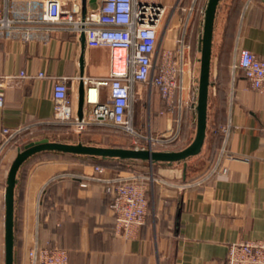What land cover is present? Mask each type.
I'll use <instances>...</instances> for the list:
<instances>
[{
    "label": "crops",
    "instance_id": "crops-1",
    "mask_svg": "<svg viewBox=\"0 0 264 264\" xmlns=\"http://www.w3.org/2000/svg\"><path fill=\"white\" fill-rule=\"evenodd\" d=\"M163 4L168 8L173 5ZM92 7L87 5L86 9ZM3 8L0 0V11ZM177 8L171 19L162 23L159 34L163 73L175 63L181 64L183 73L177 74L175 80L184 90L189 75L199 65L203 15L192 17L189 13L179 18ZM236 13L237 17L233 15ZM7 15L16 23L11 30H0V80L19 72L29 78L4 89L0 131L19 130V134L37 136L33 141L62 138L68 132L55 127L54 81L67 80L68 96L77 116L81 83L84 89L81 78L107 76L110 52L107 48H89L82 36L40 21L35 2L10 0ZM230 35L234 51L245 48L264 58V5L247 0H221L218 4L206 136L198 156V171L188 175L187 161L181 162L180 167L160 164L153 171L148 162L111 160L102 164L104 172L96 173L93 166L99 163L95 161L35 160L27 167L21 186L20 264H26L25 253L32 246L44 248L53 244L66 250L71 264H226L229 244L264 240V92L252 90L242 75L232 71L233 60L227 58L223 49ZM40 73L43 77H38ZM135 92L137 100L142 99L140 86L135 87ZM181 95L175 90L171 102L186 98L184 92ZM171 102L157 93L144 112L139 107L137 114L133 107L135 130L151 137L176 136L179 117L174 119ZM82 117H90V107L84 103ZM215 130L222 135L218 153L223 149L234 159L223 153L220 165L227 169L226 174L191 185V180L208 166L206 156ZM14 144L11 141L0 149L2 237L6 176L19 149ZM145 166L152 170L150 174L155 179L147 186V217L136 236L127 240L113 231L111 185L83 178L106 181L140 173ZM82 182L87 183L86 188L80 187Z\"/></svg>",
    "mask_w": 264,
    "mask_h": 264
},
{
    "label": "built area",
    "instance_id": "built-area-1",
    "mask_svg": "<svg viewBox=\"0 0 264 264\" xmlns=\"http://www.w3.org/2000/svg\"><path fill=\"white\" fill-rule=\"evenodd\" d=\"M9 1L3 0L0 30H11L15 27L16 22L7 15ZM27 1L36 3L37 9L40 10V21L84 36L89 48H107L110 52V69L107 76L81 78L84 84L83 103L90 107V117L79 119L73 112L67 80L59 78L54 81L52 100L56 123L72 127L76 133L84 131L90 125L117 127L136 138L132 143L134 149L153 150L152 146L156 142L171 141L141 136L134 131L132 121L133 104L137 100L136 86H144L149 97L158 89L160 95L168 102H171L176 89H182L180 83L175 80L177 74L183 73L181 64L175 63L172 69L163 73L164 54L159 34L162 23L169 21L176 11L175 3L168 8L161 0H97L94 7L86 9L82 15L80 0ZM251 1L255 0H247ZM256 1L264 5V0ZM231 69L242 75L252 90L264 92V58L257 57L248 49L240 48L235 51ZM38 77H43V74H38ZM27 78L29 76L25 72L1 78L0 107L3 105L4 89ZM91 90L94 91L92 96ZM178 104L180 106L181 99ZM19 133V130L3 128L0 131V149L14 141ZM142 139L147 140L144 145L138 143ZM223 153L228 159H234L222 149L190 184L200 185L213 175L226 174L227 169L220 165ZM93 170L102 173L104 167L96 164ZM83 179L111 185L113 198L110 211L114 217L113 231L127 240L134 238L147 217V186L155 181L153 176L150 173H136L106 181L100 178ZM80 187L86 188L87 183L82 182ZM25 257L26 264H71L66 250L59 247L39 248L34 245L26 251ZM226 264H264V240H243L229 244Z\"/></svg>",
    "mask_w": 264,
    "mask_h": 264
},
{
    "label": "water",
    "instance_id": "water-1",
    "mask_svg": "<svg viewBox=\"0 0 264 264\" xmlns=\"http://www.w3.org/2000/svg\"><path fill=\"white\" fill-rule=\"evenodd\" d=\"M221 0H207L202 24L200 40V58L198 67V84L195 105L196 129L191 143L179 151H154L150 149H134L122 147L88 146L81 143L67 144L49 141L46 138L26 144L22 150L18 149L11 162L4 191V264H13V211L14 188L16 175L20 166L31 156L42 152H60L71 155L114 158L120 160H136L153 164L164 162L168 164L186 162L187 159L200 154L206 136L208 90L210 85V64L212 54V40L214 23L218 4ZM97 0H81V14L84 15L87 5H95ZM84 39V36H82ZM83 85L79 88L77 117L82 118Z\"/></svg>",
    "mask_w": 264,
    "mask_h": 264
},
{
    "label": "rangeland",
    "instance_id": "rangeland-1",
    "mask_svg": "<svg viewBox=\"0 0 264 264\" xmlns=\"http://www.w3.org/2000/svg\"><path fill=\"white\" fill-rule=\"evenodd\" d=\"M161 1L162 2H168L169 5H170V3H172V4L175 3V5L178 7L177 8V15L179 16V18L180 17L185 18L187 16V14H189V13H191L192 17L196 14L203 15L204 10H205V6L207 3V0H179L178 2H177V0H161ZM182 9H185L186 11H182ZM233 15H235L237 17V13L233 14ZM229 30H230V33H232V26H230ZM215 32H216V35L218 36V34H217L218 30H215ZM231 38H232V36L230 35V37H229L230 41H228V42L226 41V43L223 44V49L225 51V54H226L227 58L230 59V61L233 60L235 57V51L232 48V45L230 43ZM198 67H199V65L194 67V69H193L194 72H192V75H189V81L186 82L185 89L179 90L180 95H181V93L184 92V94L186 96L185 99L181 100L180 106L178 104V101L175 103V98L173 99L172 105L174 106V109H173L172 113H173L174 119L175 118L177 119L180 116V114L183 112V110H185V109L187 110V109H189L190 106L193 105L190 102L195 103L193 106L196 105L197 84H198ZM176 82H178L177 79H176ZM140 90L142 92V99L137 100L136 105H135V103L133 104L134 111H136V112L139 109V107L142 108L143 112L145 110H147L149 108L151 98L152 97L156 98L157 93L160 94L158 92V89H155L152 96L149 97L145 91L144 86H140ZM177 96H178V94H177ZM181 96L179 98H181ZM137 114H138V112H137ZM135 116H136V113H135ZM95 126H97V125H95ZM90 129L94 130V128H90ZM133 129L135 132L139 133L138 131L135 130L134 126H133ZM95 130H96L95 134H97L98 136L100 135V140L98 142L99 145H110L111 147L129 148L130 146H132V143L136 139L133 136H131V134H129L127 131H123L117 127H113V126H109V125L96 127ZM73 132H75V131L73 130ZM194 134L195 133L190 132L187 136V141L188 140L192 141ZM140 135H142L143 137H146V138L151 137L150 135L148 136L144 133L140 134ZM36 137L37 136H29L28 134H22L16 140H14V143H15L14 145L16 147H18L20 150H22L26 144L32 142ZM152 138H154L156 140H165V139L169 140L168 137H155L154 136ZM57 139H59V138H57ZM54 141L59 142V140L58 141L54 140ZM136 141H138V140H136ZM146 141H145V139H142V140L138 141V143L144 145ZM181 141H182L181 136L177 137V135H176V137L172 138L171 141H169V142H166V143L156 142L152 146V149L154 151H171V150L172 151H179V149L181 147H183ZM199 155L192 157V158L187 160V170L186 171H187L188 175H193L194 173H196L198 171V168L201 166L200 162H199V157H198ZM1 157H3L2 153L0 154V159H1ZM173 164H177V165H179V167L181 166V162L173 163ZM145 167L140 169L139 172L143 173V174H148L150 172L152 173L153 168L150 171L149 169H147V167L146 168ZM0 264H4V245H3V237L1 235H0Z\"/></svg>",
    "mask_w": 264,
    "mask_h": 264
},
{
    "label": "trees",
    "instance_id": "trees-1",
    "mask_svg": "<svg viewBox=\"0 0 264 264\" xmlns=\"http://www.w3.org/2000/svg\"><path fill=\"white\" fill-rule=\"evenodd\" d=\"M238 1V0H237ZM256 1V0H255ZM230 15H228L229 19ZM195 106H190L189 109L183 110V112L180 114L178 119V132L177 137L181 136V143L182 146L179 150L184 149L187 147L191 140L187 141V136L191 132L195 133L196 129V114H195ZM59 131L68 132L65 136L62 138H59V142L67 143V144H77L81 143L83 145L88 146H99V147H111L110 145H99L98 142L100 140V135L98 136L96 133V127L95 125L88 126L84 131L80 132L79 134L74 135L72 127L59 125L57 124L55 126ZM94 128V130L90 129ZM25 134V133H23ZM22 134H18L14 140H16L19 136ZM176 137V136H175ZM190 138V137H189ZM176 139V138H175ZM57 139H51L49 141H54ZM57 140V141H58ZM222 142V135L218 133L217 130H215L211 136L210 139V147L208 155L206 156V161L212 162L216 156L218 155L219 146ZM129 148H133V146H130ZM172 151V150H171ZM60 158H69V159H83L88 161H95L98 162L100 165L111 161V160H120V159H114V158H101V157H91V156H81V155H71V154H65L60 152H42L37 155H33L29 157L19 168L17 175H16V184L14 188V211H13V264H20V255H21V215H22V183L25 178V173L27 167L33 163L37 159H60ZM190 159V158H189ZM188 160V159H187ZM186 160V161H187ZM129 162L134 163H142L143 161H136V160H127ZM178 163V162H177ZM160 164H168L164 162H156L152 164L153 171L155 170L157 165ZM110 188V187H108ZM111 190V189H110ZM112 193H111V202L109 204V209L111 208L112 204ZM48 248L58 247L56 245H48L46 246ZM60 248V247H59Z\"/></svg>",
    "mask_w": 264,
    "mask_h": 264
},
{
    "label": "bare ground",
    "instance_id": "bare-ground-1",
    "mask_svg": "<svg viewBox=\"0 0 264 264\" xmlns=\"http://www.w3.org/2000/svg\"><path fill=\"white\" fill-rule=\"evenodd\" d=\"M93 93H94V91H93V90H91V93H90V94H91V96L93 95Z\"/></svg>",
    "mask_w": 264,
    "mask_h": 264
}]
</instances>
